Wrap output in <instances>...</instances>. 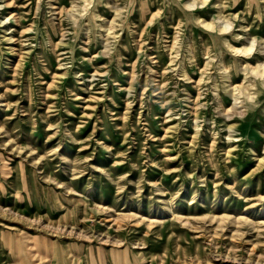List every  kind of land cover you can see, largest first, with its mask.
<instances>
[{
  "label": "rangeland",
  "instance_id": "obj_1",
  "mask_svg": "<svg viewBox=\"0 0 264 264\" xmlns=\"http://www.w3.org/2000/svg\"><path fill=\"white\" fill-rule=\"evenodd\" d=\"M0 264H264V0H0Z\"/></svg>",
  "mask_w": 264,
  "mask_h": 264
},
{
  "label": "bare ground",
  "instance_id": "obj_2",
  "mask_svg": "<svg viewBox=\"0 0 264 264\" xmlns=\"http://www.w3.org/2000/svg\"><path fill=\"white\" fill-rule=\"evenodd\" d=\"M118 2V1H117ZM236 99V98H235Z\"/></svg>",
  "mask_w": 264,
  "mask_h": 264
}]
</instances>
